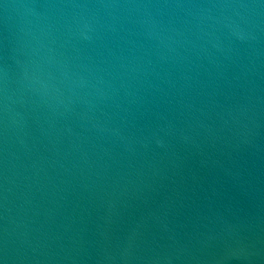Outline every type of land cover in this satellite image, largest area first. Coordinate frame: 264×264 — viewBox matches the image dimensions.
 Wrapping results in <instances>:
<instances>
[{
    "label": "water",
    "instance_id": "obj_1",
    "mask_svg": "<svg viewBox=\"0 0 264 264\" xmlns=\"http://www.w3.org/2000/svg\"><path fill=\"white\" fill-rule=\"evenodd\" d=\"M0 264H264V0H0Z\"/></svg>",
    "mask_w": 264,
    "mask_h": 264
}]
</instances>
